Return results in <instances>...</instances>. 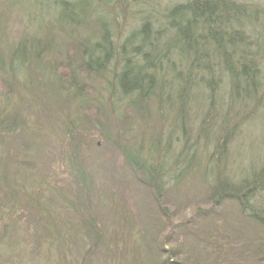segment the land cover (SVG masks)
Segmentation results:
<instances>
[{
	"label": "trees",
	"instance_id": "16d2710c",
	"mask_svg": "<svg viewBox=\"0 0 264 264\" xmlns=\"http://www.w3.org/2000/svg\"><path fill=\"white\" fill-rule=\"evenodd\" d=\"M123 2L125 0H53L55 17L39 19L38 23L41 22L37 27L48 21L61 29H75L88 23L99 28V34L93 38L74 44L77 73L105 82L102 89L106 92L110 112L116 116L123 103H128L140 113L145 107L144 102L155 98L161 111L160 119L174 111L170 117L171 132L177 130L185 140L172 168L178 170L179 160L184 166L174 176L166 170L165 161L160 163L154 158L152 148L153 156H149V161L146 155L141 161L135 147L123 151L130 170L142 175L140 181L151 191L160 215L165 222L169 221L161 197L170 182H178L195 170H202L210 188V208L227 201L236 204L242 220L256 231L255 243L248 248V258H252L253 264H264V205L259 200L264 194V165L259 169L251 168L240 179L233 180L226 173L227 146L247 119L245 109L250 104L258 106L260 103L257 92L264 78V8H255L252 12L247 4L236 3V0L174 1L142 15L134 29L119 40V32L113 35L112 23L115 17L124 18L119 6ZM91 3L100 7L106 5L105 20L97 14L99 9L87 12L86 6L92 8ZM259 17L262 20L261 31L253 38L246 31L252 29L248 28L250 23L259 21ZM34 19L37 20V16ZM261 38L262 44L257 42ZM47 47V43L41 42L34 31L18 41L7 63L0 59V70L7 78L19 83V88L26 90L29 77L25 71L32 63L44 62L48 55ZM56 82V89L60 93L65 92L79 107L85 103L84 87L79 85L74 74L67 83H58V79ZM221 87L227 89L228 97L225 99L218 93ZM52 93H55L54 89ZM196 101L199 105L205 103L201 117L193 113L196 105L199 106ZM9 103V94H0V207L3 201H7L10 205L7 214L19 205L31 208L43 220L48 236L42 244L48 247L71 235L70 225H61L63 223L58 218L63 212L74 217L78 234L74 232L73 237L79 239V233L84 235L85 232L86 236L92 237L94 244L101 243V249L109 248L114 237L101 232L97 220L98 209L103 205L100 195L97 193L98 202L93 204L92 201L98 188L90 173L92 165L87 160L91 141L82 140L73 122L61 127L53 143L43 147L42 153L38 152L39 158L46 160V164L42 160L38 171L42 174L45 170V175L42 174L34 186L28 187L21 183L19 176L26 166L31 171L30 163L33 165L31 160L35 157L26 149H14L11 145L21 142L19 146L28 147L33 143L27 142L25 137H34L37 130L26 127L17 104ZM240 115L242 122L239 125ZM194 122L198 137L192 136L194 144L191 147L186 136L193 131ZM200 138L214 147L215 154L206 169L196 159ZM138 149L142 153L145 148L140 146ZM52 178L65 182L66 190L59 193ZM207 211L201 215L205 216ZM8 227V221L4 222L5 233ZM128 239L131 238H126L123 243L126 244ZM155 249L158 264H173L170 260L175 256L174 246L164 248L161 244ZM220 256L226 257L229 253Z\"/></svg>",
	"mask_w": 264,
	"mask_h": 264
},
{
	"label": "rangeland",
	"instance_id": "374dc122",
	"mask_svg": "<svg viewBox=\"0 0 264 264\" xmlns=\"http://www.w3.org/2000/svg\"><path fill=\"white\" fill-rule=\"evenodd\" d=\"M51 1L53 0H0L2 61L7 63L18 41L34 31L41 42L48 46L44 62L32 63L27 67L25 72L29 77V84L26 90L19 88V83L11 77L7 78L5 72L0 70V94L7 92L10 103L17 104L23 124L37 130L34 137H25L27 142L33 143L28 147L19 146L21 142L11 145L14 149H26L29 155L35 157L31 160L33 165L30 163L31 171L27 169L28 166L22 168L19 180L30 187L39 177H43L42 174L45 175V170L42 174L38 171L44 161L39 158L38 152L42 153L43 147L53 143L61 127L73 122L82 140L91 141L87 160L92 165L90 173L98 188L93 193L92 201L93 204L98 202V194L100 195L103 205L98 209L97 220L101 232L113 236L114 241L110 242L109 248L101 249V243L94 244L92 237L86 236L85 232L84 235L79 233V239L73 237L74 232L76 233L74 217L70 213L61 212L58 217L63 223L61 225H70L68 228L71 235L48 247L42 244L48 236L43 220L26 206L19 205L7 214L10 205L3 201L0 207V264H158L155 248L161 244L164 248L175 247V256L170 260L173 264H253L252 258H248V252L255 243L256 231L242 220L235 203L227 201L210 208V188L202 170H195L196 172L178 182H170L167 186L166 193L161 197L169 215V221L165 222L153 202L151 191L140 181L142 175L130 170L123 151L135 147L138 158L142 161L146 155L149 161L153 150L157 161H165L169 174L177 175L184 163L182 160L178 161L177 171L172 167L178 160L176 157L185 140L177 130L171 132L169 124L174 111H169L167 116L160 119L161 111L158 110L157 100L151 98L144 102L145 107L140 113L128 103L120 105L118 116L111 113L106 92L102 89L105 82L93 76L78 74L75 68V42L93 38L99 34V28L88 23L75 29H61L53 27L48 21L37 27L41 22L38 23L39 19L55 17L56 9ZM174 1L183 0H127V3L125 0L119 5L124 18H113V35L116 31L119 32L121 40L134 29L142 15ZM236 1L247 4L252 12L255 8H264V0ZM91 5L92 8L86 6L88 13L99 9L97 14L104 20L107 18L105 4L101 7L95 3ZM117 10L119 9L116 8ZM35 16L37 20L34 19ZM258 20L250 23L248 28L252 29H245L247 35H252L253 38L261 31V17ZM262 41L261 38L257 42L262 44ZM73 74L79 85L84 87L86 101L80 107L65 92L60 93L56 89L57 79L58 83H67ZM218 93L223 99L228 97L224 87L219 88ZM257 96L260 98L259 105L253 103L245 109V121H248H244V124H241L240 115L237 120L241 124L239 132L227 146L226 173L233 180L242 178L251 168L259 169L264 165V78ZM196 104L199 105L198 101ZM204 104L202 102L201 105H196L194 115L201 117ZM192 126L193 135L188 132L191 136H186L189 137L188 144L191 147L194 144L192 136L197 133L196 122ZM140 146L145 148L142 153L138 149ZM213 150L214 147H210L202 138L199 139L196 159L202 162L205 169L210 164ZM44 163L46 164V160ZM11 169L14 170L10 167ZM53 180L59 193L66 190L67 185L60 178H52L51 181ZM259 200L264 205V194ZM203 211H207L205 216L201 215ZM7 221L9 227L5 233L3 225ZM124 234L125 237L121 238ZM126 238L131 239L124 244ZM226 253L229 256H220Z\"/></svg>",
	"mask_w": 264,
	"mask_h": 264
}]
</instances>
